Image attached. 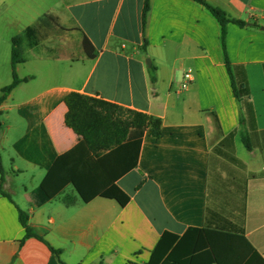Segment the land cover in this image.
<instances>
[{"label": "crops", "instance_id": "1", "mask_svg": "<svg viewBox=\"0 0 264 264\" xmlns=\"http://www.w3.org/2000/svg\"><path fill=\"white\" fill-rule=\"evenodd\" d=\"M30 1L0 0V96L13 82L12 39L45 15L58 19L45 29L60 31L25 45L16 73L29 80L0 105V264H147L163 235L179 241L191 229L244 237L261 264L264 0H206L246 24L227 25L226 54L220 22L194 0H150L145 26V0ZM227 60L249 84L253 119L235 97ZM72 92L162 120V136L146 131L136 167L108 187L86 188L103 177L85 172L100 158L70 154L79 144L65 123ZM69 176L85 181L89 201ZM46 180L48 194L60 193L37 205L32 193ZM21 212L36 236L27 238Z\"/></svg>", "mask_w": 264, "mask_h": 264}, {"label": "trees", "instance_id": "2", "mask_svg": "<svg viewBox=\"0 0 264 264\" xmlns=\"http://www.w3.org/2000/svg\"><path fill=\"white\" fill-rule=\"evenodd\" d=\"M194 1L206 7L220 22L222 26L223 48L226 54L227 25L234 23L245 26L246 24L242 21L230 19L223 10L212 6L206 0ZM149 7L150 0H145L142 14L143 26L146 23ZM48 19H54L55 23L58 21L57 18L51 15H45L40 18L38 26H30L22 34L12 39L13 82L2 89L0 105L20 83L29 80V78L20 79L16 73V67L26 61L24 56L26 44L30 47H37L39 45V28L44 23L46 24ZM227 67L232 77L235 97L239 103H244L247 116L253 119V106L248 102L251 95L249 84L247 81H244L240 82L239 87H237L233 73L231 72V64L228 60ZM152 79L155 81V76ZM65 103L68 108L65 123L79 138V144L70 154L85 150L88 154H93L97 158H100V161H97L98 163H94V168L90 167L91 170L87 168L85 172L89 175L93 171H98L101 172L103 177L101 181L90 179L92 181H88L86 188L99 182H104L106 187H108L114 183V180L122 172L124 173L136 167L141 141L146 131H150L151 136L156 139L162 136V120L160 118L78 92L70 93L65 98ZM244 121L245 119L242 118V123ZM234 134L235 132L231 136ZM244 142L251 149V146L247 144V139H244ZM0 169L3 172L1 162ZM65 181H68V183L75 187L85 202L89 201V198L85 194L84 180L81 182L78 178L69 176L65 178ZM46 184L47 180L32 193V197L37 205H43L60 193L54 195L48 194ZM100 184L102 185V183ZM119 198L121 199L122 197L118 196ZM70 201L69 196L65 197L64 202L66 204H69ZM20 221L27 231V238L36 236L29 226V216L26 213H20ZM237 238L245 244V247L242 243H237L239 242ZM247 248H249V251ZM52 251L56 255H60V251L53 248ZM253 252V246L248 240L237 234L206 229H191L179 241L176 236L163 235L156 248L152 251L150 262L147 264H260L252 258ZM259 259L261 264L264 263L261 257Z\"/></svg>", "mask_w": 264, "mask_h": 264}, {"label": "rangeland", "instance_id": "3", "mask_svg": "<svg viewBox=\"0 0 264 264\" xmlns=\"http://www.w3.org/2000/svg\"><path fill=\"white\" fill-rule=\"evenodd\" d=\"M45 1L48 3V1L51 2L52 0H45ZM34 3H35V0H31L30 1V5H34ZM3 20L0 19V23L1 24H5V32H6V21H3ZM30 21H31L30 17H28V14H26L25 21H23V23L28 24V23H30ZM51 23L58 24V21H57V23H55V20L54 19H51V20L48 19L47 20V23L46 24L44 23L43 26L41 27L40 31H39V34L41 35V37L44 36L43 34H46V35L52 34L53 35L55 32L60 31L59 26H55V27L53 26V28H50V30L45 29L46 25L47 24H51ZM15 32H16V30H11L10 31V33H15ZM60 34H62V33H60ZM60 44L61 43H59V46H60ZM54 45H56V44H54ZM75 45H76V49H79V47H81L80 40L77 38V36L75 37ZM233 77H234V81H235L237 87H239V80L235 77V74H233ZM242 104L244 105V103H242ZM244 107H245V105H244ZM8 158H9L8 157V154H6V162L8 161ZM16 183L17 184L27 183V180L25 178H20V179H17L16 180Z\"/></svg>", "mask_w": 264, "mask_h": 264}, {"label": "built area", "instance_id": "4", "mask_svg": "<svg viewBox=\"0 0 264 264\" xmlns=\"http://www.w3.org/2000/svg\"><path fill=\"white\" fill-rule=\"evenodd\" d=\"M185 79L188 80V81H192L193 80V75H192V72L190 70L188 72H186ZM185 86H187V83L184 84V87Z\"/></svg>", "mask_w": 264, "mask_h": 264}, {"label": "water", "instance_id": "5", "mask_svg": "<svg viewBox=\"0 0 264 264\" xmlns=\"http://www.w3.org/2000/svg\"><path fill=\"white\" fill-rule=\"evenodd\" d=\"M264 30V27L262 28ZM148 65L150 66V60L147 61Z\"/></svg>", "mask_w": 264, "mask_h": 264}]
</instances>
